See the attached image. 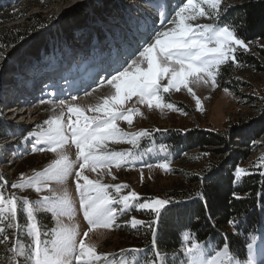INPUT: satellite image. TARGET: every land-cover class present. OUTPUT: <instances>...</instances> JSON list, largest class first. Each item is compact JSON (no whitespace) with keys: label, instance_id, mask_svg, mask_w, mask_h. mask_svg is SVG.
Instances as JSON below:
<instances>
[{"label":"rangeland","instance_id":"obj_1","mask_svg":"<svg viewBox=\"0 0 264 264\" xmlns=\"http://www.w3.org/2000/svg\"><path fill=\"white\" fill-rule=\"evenodd\" d=\"M248 1L250 0H222L221 7L228 12ZM113 2L116 3V12L106 14L108 22L99 23L101 33L106 36L101 42L86 46L91 42V38L84 35L83 30H76L70 41L57 42V48L61 45L59 52L53 49L55 53L58 52L57 54L53 52L51 56L44 54L41 59H34L24 56V52L28 51L40 37L46 38L49 34L48 28H59L70 13L81 11L83 7L90 9L86 5L87 0H0V21L2 18L12 19L2 26L17 32H27L23 39L24 47L19 51L20 46L15 44L0 52V176L4 178L0 181V188L3 189L5 196L14 193L17 197H27L33 204L43 196H50L52 193L63 195L66 190L73 205L70 215L57 217L52 211L43 207L35 212L39 230L46 241L51 234L54 238V232H44V223L40 221L42 216L47 215L46 218L50 220L51 217L55 224L53 229L61 225L74 228L78 232L77 240L83 239L86 246H95L99 259H95L92 264H143L145 258L151 259L154 256L153 251L150 250L151 246L147 249L133 245L126 237L133 228L131 224L133 217L146 222L136 226L139 229H142L143 225L146 226L151 214L156 218L150 210L139 209L140 202L155 199L169 200L168 192L174 187L195 186L197 182H201L204 175L214 170L213 163L217 160L229 161L230 156L237 149L246 150L250 154L248 158L238 160V168L245 170L238 175L239 178L257 172L262 165L264 134H258L257 125L264 115V39L251 41L243 39L248 44V51L238 48L236 58L239 63L229 62L220 66L216 73V87L211 86L212 82L207 76L204 78L208 79V84H204L203 81L192 83L195 78L189 77L192 93L183 86L179 91L173 88L168 93L161 92L163 97L161 102L165 104L163 108H156L155 105L149 108L147 103H140L136 96L124 99L122 104L115 105L126 115H132V124L129 125L124 119H118L117 126L126 134L125 137L122 139L109 137L93 151L102 156L112 153L117 158L123 154L124 158L119 167L113 160L110 164L96 165V170L93 171L90 164L82 170V174L90 180L98 181L99 185L106 186L104 192L117 201L112 207L118 211L115 223L110 228L93 227L85 237L83 233L90 226L84 219L83 208L80 206V193L76 191L78 178L74 174L80 171L79 164L82 163V159L78 158L79 150L72 141L69 118L73 122L79 120L82 126L85 117H104V99L115 94V90L106 81L116 74V70L120 69L125 61L131 62L130 57L144 43L143 38L148 30L153 26L160 28V20L157 19L159 13L166 11L169 18H172L174 10L186 0H114ZM203 7L206 11H211L207 5ZM42 19L46 20L47 29H36L38 28L35 27L36 21L39 23ZM188 23L195 27L222 23V21H216L214 16L209 18L197 15L196 19ZM174 26L165 23L161 30ZM76 38H80L83 43L81 47L75 46ZM243 54L254 57L257 62L244 61ZM61 57L66 63L60 64ZM53 61L59 65L57 66L60 73L58 81L44 84L47 79H39L36 83L37 88L32 87L31 84L40 78V74L46 73L43 71L46 65ZM140 67L144 68L146 65L141 64ZM49 69L55 68L50 66ZM234 83L237 85L235 86ZM166 84L167 79L161 80V85ZM40 86L42 87L38 88ZM30 94H35L36 98L33 100L28 97ZM195 98L201 101L199 107ZM42 100L44 103H41ZM60 101H64V104L61 105ZM168 103L173 104L174 108H168L166 106ZM69 107L79 108L81 114L70 112ZM108 107L111 108L113 105L110 103ZM96 108L101 110L94 111ZM129 109L132 111L129 112ZM21 119L24 121L20 122ZM49 119L60 120L66 138V143L58 147L56 152L48 150L49 145L39 136L42 131L50 127L44 123ZM233 125L241 131L239 142L243 143L242 146L237 145L233 140L228 141L226 146L203 150L187 141V135L202 131H218L226 136ZM143 130H147L149 135L139 138V147L127 142ZM33 133L36 135H32ZM247 143L249 146L246 145ZM41 148L44 150H39ZM61 155H67L70 161L75 162L73 175L65 181L50 180L47 188L41 185L42 191L39 193L35 187H11L12 184L26 182L30 177L36 178L38 173L43 174ZM161 163H167L168 169L159 167ZM4 181L7 183L5 184ZM79 182L84 184L82 179ZM116 186H120L119 192L116 191ZM132 192L138 197V200L132 201L134 207L124 212L120 211L124 207L119 203L120 199ZM88 194L96 195L95 192ZM262 209L263 227L256 236L254 235L256 239L253 264H264V258L260 257V251L264 248V206ZM21 210L18 211L19 226L22 224L21 219L26 218V213ZM0 227L6 229V224L0 223ZM123 228L127 229L123 230ZM140 232L142 236L144 230ZM5 233L6 230L3 235ZM187 236L189 239L184 240L181 264H188V257L184 255L185 248L193 241L199 242L189 233L183 237ZM199 243L206 249L205 264H220L221 260H224L225 264H244L248 257L247 255L244 259H239L230 253L228 257H224L223 246H217L211 240ZM135 249L141 251H133ZM217 251L221 252V256L216 255ZM176 259L178 260V257ZM73 264L76 262L74 261ZM157 264L160 262L157 261Z\"/></svg>","mask_w":264,"mask_h":264},{"label":"snow or ice","instance_id":"obj_2","mask_svg":"<svg viewBox=\"0 0 264 264\" xmlns=\"http://www.w3.org/2000/svg\"><path fill=\"white\" fill-rule=\"evenodd\" d=\"M222 0H186L178 9L174 10V16L169 18L166 11L159 13L157 19L160 20V28L153 26L144 36V43L130 57V63L125 61L120 69L116 70V74L112 75L106 81L108 85L115 90V94L104 99V117L99 116L88 118L85 117V122L81 126L79 120L73 122L69 118V126L72 131V141L76 145L78 158L82 159L79 164L80 171L74 174L78 178L76 181V191L80 193V206L83 208L84 219L90 226L83 233L85 237L88 232L93 230V227L110 228L116 219L118 209L112 207L117 203L114 198L109 197L104 192V187L99 185L98 181L90 180L82 174V170L92 165V170L95 171L96 165H106L115 160L116 166H120L123 154L119 158L115 154L108 153L98 155L93 151L94 148H99L101 142L109 137L114 139H122L126 134L122 133L117 126L118 119H124L129 125L132 124V115H126L123 111L115 107L122 104L124 99H130L132 96L138 97L140 103H147L151 108L155 105L156 108H163L165 104L161 92L168 93L175 88L177 91L183 86L192 93V88L189 87V77L195 79L192 83L203 81L208 84V79L211 80L212 87L217 86L216 73L220 66L226 63H239L236 58L238 48L248 51V44L239 37L235 24L233 23H214L207 25H196L193 27L188 21L200 17H215L216 21H220L221 17L227 12V9L221 7ZM203 5H207L211 11H206ZM195 13V15H193ZM161 17H163L161 19ZM165 23L175 25L174 27L164 28ZM145 64L146 67L141 68L140 65ZM134 69V70H133ZM203 74V75H201ZM207 76L208 79L204 77ZM167 79L166 85H161V80ZM227 91V89H225ZM88 95V93H86ZM194 95V94H193ZM75 99V97H73ZM196 99L197 107L201 101ZM41 103H44L42 100ZM113 107L109 108V104ZM63 105L64 101H60ZM168 108L173 109L174 105L168 103ZM100 108L94 111H100ZM178 110V109H175ZM72 113H80V109L69 107ZM129 112L132 110L129 109ZM50 125L46 131H42L39 136L43 142L49 145L52 152H56L58 147L66 143V138L63 134L61 122L59 119H49L44 121ZM55 125V127H51ZM32 135H36L33 133ZM149 135L147 130L138 132L135 136L127 140V142L139 147L138 140L140 137ZM38 140V142H41ZM43 151L44 149H39ZM131 155V153H129ZM74 161H70L67 155H61L59 159L53 161L52 165L45 170L43 174L38 173L36 178L30 177L26 182L20 184H12V188L35 187L39 193L42 191L41 185L44 188L48 187L50 180L57 182L65 181L73 175ZM159 167L168 169L167 163H161ZM245 170L237 168L236 173L239 175ZM84 181L81 184L80 180ZM3 176H0V181H3ZM6 184L7 182L4 181ZM120 186H116V191L119 192ZM95 192L92 196L88 193ZM138 200L135 192L130 195L123 196L119 203L123 204L120 211L130 210L134 205L132 201ZM172 201L168 199H155L147 202H140L139 209L150 210L157 217H160L163 212L169 211L168 205ZM72 199L67 191L63 195L52 193L50 196H43L41 200L35 204L29 201L27 197H17L14 193L4 195L3 189L0 188V223L7 222L8 230L13 229L14 223L18 228V211L23 209L26 213L25 226L28 228V235L32 237V242L28 245L21 246L19 239L12 245L10 251L13 257H23L22 264H92L95 259H99L96 254L95 246H86L83 239L77 240L78 232L74 228L59 226L54 229V238L51 241L41 239V232L37 224L35 212L43 207L50 210L57 217L71 214ZM264 206V200H262ZM146 222L132 218L131 224L135 228L137 225L145 224ZM157 221L148 222L146 226L152 230L153 245H156L157 229L153 228V224ZM235 226L234 221H229ZM5 227H0V244L9 241L8 235H3ZM184 240L189 237H183ZM252 243L247 244L248 257L244 264H253V248L256 237H251ZM133 251L139 252L140 249ZM184 255L188 257V264H205L204 257L207 255L205 246L199 242H191L184 250ZM217 256H221V252L217 251ZM229 246H223V256L228 257ZM163 264L161 253L157 251L155 255L149 259L145 258L143 264ZM10 264H16L13 259ZM220 264H225L224 260Z\"/></svg>","mask_w":264,"mask_h":264},{"label":"trees","instance_id":"obj_3","mask_svg":"<svg viewBox=\"0 0 264 264\" xmlns=\"http://www.w3.org/2000/svg\"><path fill=\"white\" fill-rule=\"evenodd\" d=\"M113 1L87 0L86 5L90 9L83 7L81 11L70 13L57 29H47L46 20L42 19L39 23L36 21L35 27H38L36 29L46 28L49 32L48 38L40 37L41 39L39 38L31 45L23 55L34 57V59H41L44 54L51 56L54 52L53 49L59 52L61 45L58 44L59 47L57 48V42L59 40L61 43L70 41L76 30H83L84 35L91 38V42L86 46H90L94 42H101L106 36L101 33L99 23L100 21L108 22L106 14L116 12V3ZM10 20L12 19L2 18L0 21V52L15 44L19 46L27 34V32H17V30L2 26ZM221 21L222 23L235 24L239 37L244 40L264 39V0H250L239 7L232 8L221 17ZM75 40V46L81 47L83 45L80 38ZM20 49L18 48V51ZM58 52L54 53L57 54ZM242 56L246 62H257L252 56L245 54ZM62 60L64 59L61 57ZM260 67L261 65L258 66V68ZM257 127L259 129L258 134H264V115L259 119ZM237 128L236 125H233L226 136L218 131L191 133L187 135V141L193 143L195 147L203 148V150L215 146H226L228 141L233 140L237 145L242 146L243 143L239 142L241 131ZM246 145L249 146V143ZM249 155L248 151L237 149L230 156L229 161L217 160L216 163H213L214 170L204 175L201 182H197L195 186L171 189L167 195V198L172 201L167 206L169 211L163 212L162 210V215L156 216V218L151 214L147 220V222H158L153 224V228L157 229L156 245L152 243V230L144 225L141 226L142 229L138 227L130 229V235L126 236L130 243L140 247L151 246V249H157L161 253V257H164V264H181L183 236L189 233L199 242L211 240L217 246L227 244L231 255L244 259L248 254L247 244L251 243V237L258 234L263 227L264 159L257 172L243 175L241 178L236 173V169L239 167L238 160L246 159ZM20 211L22 210L20 209ZM42 217L40 221L44 223V232L53 233L55 224L51 217L49 216L50 220L46 218L47 215ZM229 221L236 222L235 226ZM21 222L22 224L18 225V228L15 226L16 222H13V229L8 230L6 227L4 235H8L10 239L0 244V264H10L13 259L16 264H22L24 258L13 257L10 251L17 238L21 246L32 242V237L28 235V230H26L25 217L21 219ZM3 223L7 224L6 221ZM126 229L123 228V230ZM141 230H144L142 236ZM52 236L51 234L48 237V241L53 239ZM41 238L45 240L43 235Z\"/></svg>","mask_w":264,"mask_h":264},{"label":"bare ground","instance_id":"obj_4","mask_svg":"<svg viewBox=\"0 0 264 264\" xmlns=\"http://www.w3.org/2000/svg\"><path fill=\"white\" fill-rule=\"evenodd\" d=\"M37 83V81H34V85ZM24 121V119H21L20 122ZM260 257L264 258V248L260 251Z\"/></svg>","mask_w":264,"mask_h":264},{"label":"water","instance_id":"obj_5","mask_svg":"<svg viewBox=\"0 0 264 264\" xmlns=\"http://www.w3.org/2000/svg\"><path fill=\"white\" fill-rule=\"evenodd\" d=\"M42 30H43V29H42ZM23 41H24V40H23ZM23 41L19 44V46H20V47L18 46L19 48L24 47V46H23V45H24V42H23Z\"/></svg>","mask_w":264,"mask_h":264}]
</instances>
